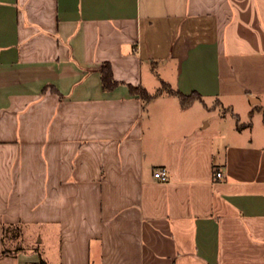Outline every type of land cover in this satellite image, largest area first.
Returning a JSON list of instances; mask_svg holds the SVG:
<instances>
[{
    "label": "crops",
    "instance_id": "1",
    "mask_svg": "<svg viewBox=\"0 0 264 264\" xmlns=\"http://www.w3.org/2000/svg\"><path fill=\"white\" fill-rule=\"evenodd\" d=\"M0 264H264V0H0Z\"/></svg>",
    "mask_w": 264,
    "mask_h": 264
},
{
    "label": "trees",
    "instance_id": "2",
    "mask_svg": "<svg viewBox=\"0 0 264 264\" xmlns=\"http://www.w3.org/2000/svg\"><path fill=\"white\" fill-rule=\"evenodd\" d=\"M101 78H102L103 87L106 90H111L118 84V81L114 78L112 67L109 62H105L102 64ZM130 89L133 92H139L142 95V97L146 100L154 97L155 95L163 91H167L168 93L177 95L184 106L189 105L195 99L203 100V97L199 92L193 91L190 94H186L179 89L172 88L171 85L167 82H162V86L159 88L157 92L154 93L149 92L145 88H140L133 85H130ZM10 252L12 251L4 249L2 254L10 253Z\"/></svg>",
    "mask_w": 264,
    "mask_h": 264
},
{
    "label": "built area",
    "instance_id": "3",
    "mask_svg": "<svg viewBox=\"0 0 264 264\" xmlns=\"http://www.w3.org/2000/svg\"><path fill=\"white\" fill-rule=\"evenodd\" d=\"M154 175L156 178L162 180V181H166L168 180V170L166 167H159L155 170ZM218 176H221V172H217Z\"/></svg>",
    "mask_w": 264,
    "mask_h": 264
},
{
    "label": "rangeland",
    "instance_id": "4",
    "mask_svg": "<svg viewBox=\"0 0 264 264\" xmlns=\"http://www.w3.org/2000/svg\"><path fill=\"white\" fill-rule=\"evenodd\" d=\"M156 63H157V60H156ZM160 72V73H162V68L159 66V65H157V68H156V70H155V73H154V75H153V77L154 76H157V78L159 77V74H157V73H159L158 71ZM155 82H158V85L159 84H161V80H160V82H159V79H156V77H155ZM157 80V81H156ZM157 84V83H156ZM155 85V84H154ZM217 105V104H216ZM221 112H224V111H226V109L225 108H223L222 106H220L219 108H218Z\"/></svg>",
    "mask_w": 264,
    "mask_h": 264
}]
</instances>
